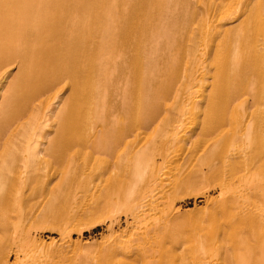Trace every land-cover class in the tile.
Instances as JSON below:
<instances>
[{
  "label": "bare ground",
  "instance_id": "1",
  "mask_svg": "<svg viewBox=\"0 0 264 264\" xmlns=\"http://www.w3.org/2000/svg\"><path fill=\"white\" fill-rule=\"evenodd\" d=\"M0 264H264V0H0Z\"/></svg>",
  "mask_w": 264,
  "mask_h": 264
},
{
  "label": "rangeland",
  "instance_id": "2",
  "mask_svg": "<svg viewBox=\"0 0 264 264\" xmlns=\"http://www.w3.org/2000/svg\"><path fill=\"white\" fill-rule=\"evenodd\" d=\"M183 200L184 201L180 202V203H182L181 204V211L188 212V213L193 211V210H195V212H196V208H200V207L204 206V204H205V196H202V195L187 196ZM184 215H186L185 217H188L187 214H184ZM191 215H193V214H189V216H191ZM101 232H103V228L98 227L97 229H94L93 233H91V234L90 233H86L85 237L86 238L89 237L91 241L93 240V238L96 240L97 237L100 238V233ZM43 235L50 236V232L46 231V232L43 233Z\"/></svg>",
  "mask_w": 264,
  "mask_h": 264
}]
</instances>
